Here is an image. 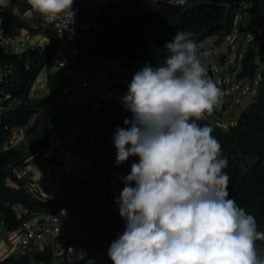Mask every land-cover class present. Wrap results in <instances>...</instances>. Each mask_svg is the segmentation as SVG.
I'll return each instance as SVG.
<instances>
[{"label":"trees","instance_id":"trees-1","mask_svg":"<svg viewBox=\"0 0 264 264\" xmlns=\"http://www.w3.org/2000/svg\"><path fill=\"white\" fill-rule=\"evenodd\" d=\"M115 1L110 0L104 12L90 19L89 27L78 42L77 64L49 75V94L37 102L28 100L25 88L47 64L51 48L27 67L28 57H35L37 53L19 59L17 55L6 53L0 45V66L13 65L14 73L19 76L16 82L0 87V98L9 96L4 104L15 98L21 100L16 108L0 113V226L7 232L18 231L22 220L14 215L13 207L16 204H22L30 211V215L24 218L26 221L37 214L53 215L61 207L60 202L51 200L35 202L23 189L27 183L18 179L16 173L31 156L46 149L47 143L43 144L44 132L51 123L61 121L66 115L58 99L61 89L72 79L74 72L83 70L90 63L109 59L121 65L142 67L147 62L153 67L163 66L168 54L164 45L177 31L192 32L197 43L214 34L222 35L227 31L229 35L233 31L234 14L242 12V7L247 5L249 9L242 13L248 15L252 24L237 29L247 33L253 26L256 30L253 31V42L240 60L237 80L252 81L259 77L254 101L240 113L233 126L225 129L211 125L204 119L197 122L201 126L207 124L213 128L212 135L219 141L222 154L228 160V166L223 171L230 178V197L255 217L257 230L264 231V0H192L185 7L174 5L170 0H118L119 4ZM16 5H19V12L31 8L26 0H11L9 7L0 6V30L10 36L16 35L23 26L17 18L19 12L13 13L12 9ZM125 94L117 100L109 99L97 108L73 113L75 122L79 117L78 112H83L86 121L80 128L77 126L78 129L92 135V151L100 155L107 169L118 170L122 177L130 172L133 162L127 161L124 166H116V149L112 138L116 127H126L123 121L131 119V113L121 103ZM32 114L37 115V120L27 135L40 131V137L33 141V147L27 152L22 147H9L7 142L12 131L24 127ZM74 150L88 152L87 146L82 145L80 140ZM86 189L96 192L94 200L91 201L90 197L80 207L87 209L81 229L90 237L86 241L74 242V245L84 255L101 249V245L108 252L111 243L123 233L125 226V221L119 215L118 199L113 197L108 188V178L100 171H95L86 180L66 182L64 192L67 207L76 208L75 199L83 195ZM256 245L258 249H264V241H257ZM49 262L50 254L46 249L41 254L27 253L20 258L10 256L0 264Z\"/></svg>","mask_w":264,"mask_h":264},{"label":"clouds","instance_id":"clouds-1","mask_svg":"<svg viewBox=\"0 0 264 264\" xmlns=\"http://www.w3.org/2000/svg\"><path fill=\"white\" fill-rule=\"evenodd\" d=\"M26 2L46 20L75 22L74 0ZM164 48L163 66L146 62L121 98L131 119L113 134L115 164L138 162L120 178L116 203L125 226L107 255L112 264H264L256 245L264 231L230 197L228 160L213 128L197 122L224 96L206 76L208 52L182 30Z\"/></svg>","mask_w":264,"mask_h":264},{"label":"built area","instance_id":"built-area-1","mask_svg":"<svg viewBox=\"0 0 264 264\" xmlns=\"http://www.w3.org/2000/svg\"><path fill=\"white\" fill-rule=\"evenodd\" d=\"M190 1L192 0H170L172 4L180 7L187 6ZM109 2L110 0H74L73 8L76 12L74 24L59 19L47 21L37 15L35 17L36 25L33 28L34 32H27L20 37H15L0 30V45L6 50L17 49L19 59L25 55L43 54L50 45V41L43 35L50 33L54 38L55 45L47 59L49 67L56 71L65 67H75L79 55L78 42L89 27L90 19L104 12ZM115 3L119 4L120 1L116 0ZM248 9L249 7L244 5L241 11L244 12ZM236 16L238 15L236 14ZM236 16L234 19L237 18ZM197 45L201 50L208 52L207 59L213 55L211 37L198 42ZM140 68L136 65H121L116 60L109 59L104 62L90 63L83 70L74 72L72 79L61 89L58 99L59 104L69 117V121L66 124L64 137L57 152L50 157L48 163L43 167L35 168L30 164L20 167L17 171L18 178L25 181L32 191V187L44 183L50 187H56L60 196L63 197L65 196L64 185L67 181H80L90 177L95 171H100L108 178V188L112 194L123 189L124 185L120 179L122 174L118 170L106 168L100 159V155L92 151L91 142L86 144L88 152H76L73 156L74 146L79 137V129L73 120V113L81 109L85 100L96 91H101L106 87L120 88L127 85L133 74ZM14 71L13 65L0 66V87H6L10 84ZM8 97L0 98V113L7 112L21 104V100L17 98L4 104ZM108 100L109 97H105L104 101L107 102ZM36 120L37 115L32 114L26 125L21 129L13 130L11 135L16 131L26 135ZM70 160L71 164L67 169L66 165ZM88 199L89 195L85 193L75 208L76 213L80 211V207ZM63 200L60 203H63ZM13 211L15 217L22 220L18 228L19 238L14 245L16 258L27 255L33 248H46L50 254L48 264H112L107 255L108 252L104 248L89 255L78 254L73 242L86 241L90 236L84 231L74 229L69 224L68 216L62 209H59L47 220L34 223H31L30 220H24L30 215V211L22 204H16ZM7 236L8 232L5 229L0 230V240H5Z\"/></svg>","mask_w":264,"mask_h":264},{"label":"rangeland","instance_id":"rangeland-1","mask_svg":"<svg viewBox=\"0 0 264 264\" xmlns=\"http://www.w3.org/2000/svg\"><path fill=\"white\" fill-rule=\"evenodd\" d=\"M28 12L32 15L36 14V12L31 8L28 10ZM236 14L238 16H236ZM236 14L234 15L237 18L234 19L232 23L233 31L229 35L226 31L222 35L214 34L211 36L213 40L214 53L209 59L206 60L205 64L207 78L212 79L216 83V85L221 88V90L224 92V96L222 98V102L215 106L211 114H205L204 120H206L211 125H215L216 127L224 129L229 126H233L237 121L240 113L243 112L248 107V105L254 101L257 92V85L259 82V77L255 78L252 81L237 80V73L240 70V60L244 55L248 45L253 42V31L256 29L253 26H250L251 31L247 33H243L238 30V27H248V25H251L252 23L246 13H242L239 11ZM23 20L25 23L30 24L31 26L33 25V22L25 19ZM48 67L46 66L45 69L42 70L29 90V94L31 92L35 93L34 97L42 98L47 93V89L45 88L47 85L45 78L49 73L48 70L51 69H49ZM261 70L262 67L260 68L259 72ZM18 79V73H14L11 82L17 81ZM128 84L120 88L106 87L101 91H96L92 95V99H98L100 98V96L103 97L109 94L110 100H117L123 94L127 93ZM104 103L105 102L99 100H90L88 102L86 101L82 109L88 110L91 107L97 108ZM78 113L79 117L75 121V124L80 128L81 124L85 123L86 120L83 117V112L80 111ZM65 118H67V121H69L68 116H65ZM59 125H61V121L53 123L51 125V128L59 127ZM12 136L13 134L11 135V137ZM28 138L29 137L26 136L25 140H22L19 144L15 140H12V142L9 144V147L15 148L19 145H23L22 149H24V151H27L31 148L32 140H34V138ZM77 139H79L81 143L86 145L87 143L92 142V135L79 129V137ZM128 161L137 162V157H130ZM124 165L125 164L123 163L120 166ZM121 191L122 189L118 193L112 194L113 197L118 199ZM52 198H54V196ZM63 199H65V196L61 197L60 193L56 192L54 201L60 202ZM66 204L67 203H65L64 206H66ZM85 211L86 209L83 208L79 212L83 214L85 213Z\"/></svg>","mask_w":264,"mask_h":264},{"label":"crops","instance_id":"crops-1","mask_svg":"<svg viewBox=\"0 0 264 264\" xmlns=\"http://www.w3.org/2000/svg\"><path fill=\"white\" fill-rule=\"evenodd\" d=\"M37 15H39V14L38 13H36L35 15L29 14L28 10L25 11V12H19L17 14V18L21 21V23L23 24V26L20 29H18L16 35H14V36L15 37H20V36L24 35L27 32H34L33 28L36 25V22H35L36 19H35V17ZM23 19L33 22V25L31 26L30 24L25 23ZM47 21H50V20H47ZM43 36L48 41H50V45H49L48 50L50 48L52 49V47L55 45L54 44V38L52 37V35L50 33H48V34H45ZM4 50L6 51V53H8L10 55H17L18 56V54H19V51L17 49H10V50L4 49ZM40 55H42V54H38L35 57H31V56L28 57V59L26 61L27 67L30 64H34V62L36 61L37 57H39ZM46 66L48 67L49 65L48 64H45L41 68L40 72L37 74V76L35 77V79L32 82H29L27 84L26 88H25V95H27V98H28V100L30 102H37V101L45 98L49 94V85H48V82H47L48 76L51 75V74H53L56 71V70H53V69L51 70L50 67H48L50 70H48L49 73L46 75V78H45V81H46V84H47L46 87H45L47 89L46 95L44 97H42V98H38V97H34L35 96V93H32L31 92L29 94V90L32 87L34 81L40 75V73L42 72V70L45 69ZM40 67L38 69H40ZM13 82H16V81H13ZM105 97H109L110 98L109 94H107V95H105L103 97L100 96V98H98V99H95V98L92 99V96H90V97H88L85 100L84 104L86 103V101L88 102L90 100H99V101L105 102L104 101ZM63 110H64V108H63ZM65 116H67V115H65ZM65 116L61 120V125H59V127L51 128V125L53 123L58 122V121H54L53 123H51L47 127L46 132H44V140H43V144H46L47 143V147H46L45 150H42V151L36 153L35 155L31 156L27 160V164L28 165L30 164L31 166H33L35 168L43 167V166H45L48 163L50 157L57 152L58 147H59V144H60V142L62 141V139L64 137L65 127H66V124L68 122L67 121V118H65ZM41 134H40V131H36L35 133H32L31 136H28L27 134L26 135H22L19 131H16L13 134V136L10 138V140L8 142L10 144L12 142V140H15L19 144L22 140H25L26 136L29 137V138H34V140H37L40 137ZM34 140H32V146H31V148L33 147V141ZM82 145H84V144L82 143ZM22 146L23 145H19L18 147H15V148H20ZM27 151H24V152H27ZM76 152L77 151L73 150V156H74V154ZM73 156H72V159L74 158ZM71 160L67 162V165H66L67 166V169L69 168V166L71 164ZM16 176H17V173H16ZM17 178H18V176H17ZM88 178L89 177H86V178L82 179V181L83 180H86ZM32 189H33L35 195L41 201H46V200L54 201L55 194H56V192H58V190H57L56 187H50V186H48L47 184H44V183H41L39 185H36V186L32 187ZM85 193H87L89 195V198L91 197V201L94 200L95 197H96L95 190L86 189L84 191L83 195ZM83 195H81V196H79L78 198L75 199V203L76 204H79V202L81 201ZM53 196H54V198H52ZM64 204H65V201L63 203H61V207L59 209H62L64 211V213L67 214L69 224L74 229L83 231L81 229V224L83 222V215H84V213L83 214L81 212L76 213L75 212V208H68L67 207V204H66V206H64ZM50 216H51L50 214H37V215H35L34 217L31 218L30 222L31 223H34V222H37V221L47 220ZM3 229L4 228L2 226H0V230H3ZM18 238H19V232L16 231V232H12V233L11 232H8L7 238L5 240H0V262L3 261L7 257H10V256L15 257V255H14V245L17 243ZM69 243H71V242H69ZM73 245H74V242H73ZM74 247L76 248V250H77V252H78L79 255H84V253L82 252V250H80V248H77L75 245H74ZM45 250H46V248H33V249H31L29 251V253L30 254H41Z\"/></svg>","mask_w":264,"mask_h":264},{"label":"water","instance_id":"water-1","mask_svg":"<svg viewBox=\"0 0 264 264\" xmlns=\"http://www.w3.org/2000/svg\"><path fill=\"white\" fill-rule=\"evenodd\" d=\"M54 46L52 47V49L49 51L48 55H50V53L53 51ZM23 189L27 192V194L37 203H41V200H39V198L35 195V193L30 189V187L28 185H23ZM65 201V199L63 200V202ZM103 246L101 245V248Z\"/></svg>","mask_w":264,"mask_h":264}]
</instances>
